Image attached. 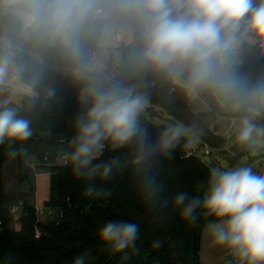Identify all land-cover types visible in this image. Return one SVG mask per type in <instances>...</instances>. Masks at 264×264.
I'll return each instance as SVG.
<instances>
[{
	"label": "trees",
	"instance_id": "16d2710c",
	"mask_svg": "<svg viewBox=\"0 0 264 264\" xmlns=\"http://www.w3.org/2000/svg\"><path fill=\"white\" fill-rule=\"evenodd\" d=\"M51 2L20 0L14 6L31 13L35 6ZM84 2L91 7L78 26V53L61 44L54 45L42 26L34 22L25 25L18 14L5 12L0 4V54L13 53L21 82L32 91L23 92L9 106L16 107L18 114L31 122L33 132L23 144L0 145V264H73L80 255H87L85 264H195L192 222L181 217L173 201L180 191L197 194V186L207 180L212 166L198 155L186 156L188 136L179 139L171 157L158 152L144 159L139 158L143 137L119 148L106 142L98 160L115 163L105 180L77 178L72 171L67 154L72 150L76 121L90 106V102L81 100V92L95 84L67 74L61 67H86L106 23L94 17L97 8L106 7V0ZM141 47V32L136 29L132 44H122L118 48V61L113 57L109 62L107 74L112 87L133 89L146 103L167 111L175 126L189 128L204 144L221 147L224 137L216 135L205 122V112L193 109L189 91L166 74L138 62ZM263 62L264 54L260 58L237 54L234 74L241 81V75L248 72L256 82ZM196 93L205 102L208 113L225 117L245 114L233 109L240 100L234 87L225 92L208 86ZM256 123L264 126L257 119ZM138 124L146 130L147 141L155 143L164 130L175 127L157 121ZM14 154L18 156L21 183H31L29 171L33 162L52 174L50 196L45 204L52 206L55 213L46 221L38 219L35 205L29 200L35 194V183L30 185L31 194L8 190L4 183V163ZM89 185L111 194L85 195ZM19 201H23L24 209L18 218L20 227L16 229L11 226L9 209ZM112 219L138 224V252L133 249L117 252L100 239V227ZM197 230L198 225V247ZM156 240L161 241L159 247H154Z\"/></svg>",
	"mask_w": 264,
	"mask_h": 264
},
{
	"label": "clouds",
	"instance_id": "9594fccd",
	"mask_svg": "<svg viewBox=\"0 0 264 264\" xmlns=\"http://www.w3.org/2000/svg\"><path fill=\"white\" fill-rule=\"evenodd\" d=\"M90 7L84 0H52L35 6L28 18L42 26L53 42L78 53V26ZM122 7L140 21L142 47L137 60L141 65L166 74L190 94L208 86L225 92L233 87L241 90L233 109L245 114L235 123L234 142L251 156L264 153V126L256 123L264 110V81L245 86L234 74L242 43L264 47V0H127ZM13 72L11 53L0 54V92L11 83ZM22 90L31 93L30 88ZM81 100L90 106L76 121L68 160L77 178L105 180L115 163L98 160L106 142L119 148L145 135L138 117L146 100L133 89H100L91 84L82 90ZM10 103V99L0 100V145L23 144L33 134L31 122ZM184 134L182 127L166 129L156 148L171 157ZM193 144L190 140L185 146ZM196 193L175 195L173 203L181 217L196 222L202 210L213 218L207 229L214 245L226 248L239 264H264V173L247 164L216 168ZM110 194L94 185L85 192L97 197ZM99 237L117 252L139 251L136 223L108 220ZM160 245V240L154 242V247ZM73 264H85V257L77 256Z\"/></svg>",
	"mask_w": 264,
	"mask_h": 264
},
{
	"label": "rangeland",
	"instance_id": "374dc122",
	"mask_svg": "<svg viewBox=\"0 0 264 264\" xmlns=\"http://www.w3.org/2000/svg\"><path fill=\"white\" fill-rule=\"evenodd\" d=\"M19 1L20 0H0V4L3 6L2 10H4L5 12H15L18 15H21V18L24 22H27L29 20L28 17L30 12L14 6ZM5 4H8L9 7H5ZM114 4L123 6L125 4V0H106V7L104 13L99 12L98 8L94 11V17L100 20H106V23L103 28L98 47L95 49V51H93V55L89 64L82 69L75 67H61V70L63 72L81 77L99 86L102 89L113 88L111 78L108 76L107 71L109 70V62L111 58L114 57L115 61H118L119 59V50L117 48H114L112 42L110 41V37L113 34H121L124 39L123 44L126 46L130 45L134 40V30L137 25H140L139 19L127 10H125L124 12L115 13L112 8ZM51 42L53 41L51 40ZM53 43L56 45L60 44L58 42ZM250 45L253 47L251 49H253V52L256 54V56L259 58L262 57V55L264 54V47H261L259 43ZM241 49L242 44L238 51L240 52ZM251 49L249 48V50ZM11 55L13 59L12 52ZM13 67L15 69L14 61ZM261 81H264V62L260 65L256 82L252 81L251 76L248 72H244L241 75V82L245 86L255 85ZM14 82L15 84L13 86H10L9 88L5 87V90L0 92V100L10 99L18 101L21 97V94L25 92L22 89L29 88L27 85H24L20 80H14ZM194 94L196 95V97H199L196 92ZM190 95V102L193 109L198 113L205 112L203 118L205 122L211 127V129L213 131L215 129H218L221 133L224 132L228 127V121L226 120V117L206 112L207 106L205 102L200 100V97L196 100L192 96V94ZM138 121H157L158 123H163L168 126H175L167 111L163 110L159 106H145L138 117ZM257 121L264 123V110H262L261 115L257 117ZM175 127H182L184 129V135L188 136L191 141H194V144L192 146H189L187 150L189 148L198 149V156L203 162L212 166V157L210 156V152L214 153L213 157L216 162V167H212V171L216 168L226 169L237 167L242 164H247L252 166L254 171L264 173V153H261L256 156L249 155L248 152L242 150L237 144H235V135H233L231 139L224 138L225 142L221 147H212L208 144L202 143L200 138L196 137L194 132H192L189 128L183 127L181 125ZM144 132L145 135L143 136L142 148L139 155V158L141 159L147 158L159 152V150L156 148L157 143L148 142L146 137L147 132L145 129ZM221 137L223 138V136ZM206 148L209 149V153L205 152ZM203 153L207 154L205 155L204 160ZM29 173L32 180L31 183H35L36 187L35 194L29 197V200L34 205H45L46 200H48L50 196V184L52 174L48 169L38 168L36 162L31 163ZM4 183L8 190H22L26 194L33 193V191L30 189L31 183H21L19 179L17 154L12 155L4 163ZM48 218L49 217L47 216H43L40 219L42 221H46ZM212 219L213 218L211 217H204L201 222L197 224L198 259L201 264H232V261H230L226 256L228 250L222 246L214 245L212 243V238L207 229V225L209 222H211ZM11 226L15 227L16 229L20 227L18 219L12 218ZM86 256L87 255H85L84 257Z\"/></svg>",
	"mask_w": 264,
	"mask_h": 264
},
{
	"label": "built area",
	"instance_id": "2783aa9c",
	"mask_svg": "<svg viewBox=\"0 0 264 264\" xmlns=\"http://www.w3.org/2000/svg\"><path fill=\"white\" fill-rule=\"evenodd\" d=\"M113 8H120V5L116 4V5L113 6ZM139 31H140V29H139ZM111 39L114 42L116 41V45H117V41H118L117 37L113 36ZM92 55H93V53H92ZM10 80H11V83L9 85L5 86L6 88H9L10 86H13L15 84L14 80H20L21 81L19 71H18V69L16 67L14 69V72L12 73V76L10 77ZM240 118L241 117H238V116L226 117V120L228 121L227 129L224 132H222V133L220 132V130L215 129L214 133L216 135L223 136L225 139H231L233 137V135H234L233 129H234L235 123L238 122ZM207 148L205 149L206 150L205 152L209 153V149H207ZM197 152H199L198 149L189 148L187 150L186 156H190V155H194V154L198 155ZM206 153H203V160H204L205 155H207ZM64 163L67 164L68 160L65 159ZM35 208H36V213H37L38 219H40L43 216L52 217L54 215V213H55V209L52 206H49V205H46V204L45 205H37V204H35ZM23 209H24V203H23V201H19V202H17V203H15V204L10 206V209H9L10 210V215L12 216V218L18 219L20 217L21 213L23 212ZM0 224H2V220H0ZM37 235L38 236L40 235L39 231H37ZM226 256L228 257V259L230 261H232V264H239L237 259L234 258L229 253V251H227Z\"/></svg>",
	"mask_w": 264,
	"mask_h": 264
},
{
	"label": "crops",
	"instance_id": "0c3cea01",
	"mask_svg": "<svg viewBox=\"0 0 264 264\" xmlns=\"http://www.w3.org/2000/svg\"><path fill=\"white\" fill-rule=\"evenodd\" d=\"M127 2V0H125V3ZM114 5H116V4H114ZM113 5V6H114ZM118 5V4H117ZM113 8V7H112ZM113 10L115 11V13L117 12V13H120V12H124L125 11V9L122 7V6H120V8H113ZM104 11H105V8H100L99 9V12H101V13H104ZM15 13V12H14ZM15 14H17V13H15ZM20 17H21V15H19ZM25 23V25H30L31 24V22L28 20L27 22H24ZM136 29H140V25H137V27L135 28V30ZM134 30V31H135ZM113 36H115V37H117V39H118V41H117V45H116V41L114 42L111 38L113 37ZM110 41L112 42V44H113V46H114V48H119L123 43H124V39H123V37H122V35L121 34H113L111 37H110ZM53 43V42H52ZM54 44V43H53ZM54 45H56V44H54ZM249 48L251 49V48H253L249 43H247V42H244V43H242V49H241V51L239 52L238 51V55H256L254 52H253V49H251V50H249ZM72 75H74V74H72ZM192 96L197 100V99H199V97H196V95L195 94H192ZM200 100H202L201 98H200ZM203 101V100H202ZM204 102V101H203ZM145 106H151L150 104H148V103H146L145 104ZM157 118H159V117H157ZM222 120H224V119H222ZM19 228V227H18Z\"/></svg>",
	"mask_w": 264,
	"mask_h": 264
},
{
	"label": "water",
	"instance_id": "95a60500",
	"mask_svg": "<svg viewBox=\"0 0 264 264\" xmlns=\"http://www.w3.org/2000/svg\"><path fill=\"white\" fill-rule=\"evenodd\" d=\"M235 90H236V93H237L239 99H241V91L238 90L237 88H235ZM213 155H214V153L213 152H210V156L212 157L211 158L212 159L211 160L212 161V167H216V162H215V159H214ZM197 216H198L197 221L196 222H192V226H191V231H192V235H193V239H192V242H193V245H192V258H193L195 264H201L200 261H199V259H198V254H197V236H196V229H197V222L200 219H202L203 217H205V216L203 215V212L198 213Z\"/></svg>",
	"mask_w": 264,
	"mask_h": 264
}]
</instances>
